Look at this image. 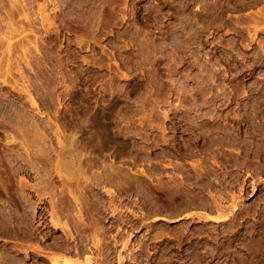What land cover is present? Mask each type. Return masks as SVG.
<instances>
[{"label": "rangeland", "instance_id": "rangeland-1", "mask_svg": "<svg viewBox=\"0 0 264 264\" xmlns=\"http://www.w3.org/2000/svg\"><path fill=\"white\" fill-rule=\"evenodd\" d=\"M263 9L0 0V249H41L9 234L44 233L74 184L101 214L95 264H264Z\"/></svg>", "mask_w": 264, "mask_h": 264}, {"label": "bare ground", "instance_id": "bare-ground-1", "mask_svg": "<svg viewBox=\"0 0 264 264\" xmlns=\"http://www.w3.org/2000/svg\"><path fill=\"white\" fill-rule=\"evenodd\" d=\"M258 12H259V10H257V13ZM258 15H259V13H258ZM254 16H252V17H254ZM260 16H262V15H260ZM263 17H264V15H263ZM251 19H253L254 22L257 21V22H255V24L259 25L258 24V22H259L258 20H255V18H251ZM260 21H263V20H260ZM254 22H252V23H254ZM254 27H256V26H254ZM73 146H74V144H73ZM75 146H76V142H75ZM79 148H81V147H79ZM60 149H61V146H60ZM77 150H79V149H77ZM62 151L64 152V150H61L60 151V156H61V153H62V156H64ZM64 154H65V152H64ZM75 154H77V153H75ZM52 155H53V153H52ZM79 155H80V153L78 154V156L76 155L77 156V159L75 158V160H74V161L77 160V162H76V166L74 165L76 167V169H75L76 171L75 170H73V171L78 172V173H83V165H84L83 163L84 162L81 161L82 159H79V157H80ZM68 156H69V154H68ZM86 158H88V157H86ZM50 160H51V158H50ZM52 162H53V160H52ZM62 162H66V161H62ZM57 163H58V161H55V165H58ZM63 166L65 167V164L62 165V167ZM71 166H72V164H71ZM105 168H106V166H105ZM109 168H110V166H109ZM115 168L118 169V167H115ZM110 170H113V169L110 168ZM110 170H107V171H110ZM88 171H90V169ZM103 171H104V169H103ZM107 171L105 169V172H107ZM115 171L117 172V170H115ZM121 171H120V173H121ZM67 172L68 171H66L65 173H67ZM116 172L113 175V173H114V170H113V173L110 172L109 174H112L110 176L114 177L115 175L116 176L118 175ZM109 174L107 175V178L105 176V178L109 182L112 183V181H114V180L117 181V182H119V178H120L121 175L119 177L117 176L118 179H116L117 178L116 177L114 180L110 181L109 178H112V177H108ZM69 175H71V174H69ZM102 176H104V174H102ZM102 176H101V178H102ZM57 178H59V177H57ZM86 178H87V176H86ZM92 178H94V177H92ZM95 178L97 179L98 177H95ZM106 179L105 180L104 179L103 180L100 179V181H106ZM77 180H78V178H77ZM98 181H99V178H98ZM64 182H66V181H64ZM95 182H96V180L94 181V183ZM99 183H102V182H99ZM70 185H69V187L74 188V190L77 188V186L76 187H73L72 186L74 184H72L71 186ZM64 186L66 188V185L65 184H64ZM95 186H97V185H95ZM103 186H104V184H103ZM65 188H61V189H59V191H57V193L60 196H57V197L56 196H53L55 193L53 195H51V196L49 195L50 196L49 199H48L49 200V204H48L49 205V211L48 212H45V224H44L45 225V232L44 233L43 232L42 233L41 232H37L36 233L37 228H34L35 229L34 230L31 227V225H30L31 228L29 227L30 229H28L27 232L24 231V233H22V234L19 235V233H16L13 230L9 234L10 236H12L14 238H17V237L20 236L25 241H27V240L29 242L34 241V243L35 242H38L39 243V247H40V244L42 245V247H44L45 250L43 249V251H45V255H43V252L41 250L42 247H41V249H39L38 247H33L35 245L28 246V245H24V244H16V245L13 244V246H8V247L7 246H3V248L0 249V264H26V262H27V260H28L29 257L33 259L32 264H93V263L95 264V261H96V258H97L96 255L97 256H100L101 255V253H100L101 250H102L101 247H103L105 245H108V244L102 243L103 241H102V238H101V232L98 231V229H97L98 228L97 227L98 226L97 225L98 224V218L96 216L99 215V214L94 215L93 213H91V212L89 213V211L85 210L86 207L89 205L88 202H87L88 196H86V194L89 193L90 191H91V193H93L92 192L93 189L92 190L91 189L90 190H87V188L86 189L84 188L83 191H78V194L77 193L75 194L74 193V190H72L73 193L70 191L72 188H70V190H69V188H67V191L68 192L65 191ZM109 188H111V187L109 186ZM115 188H117V187H115ZM138 188H141V187H138ZM65 192L70 196V198L67 199V197H65ZM110 192H109V194H110ZM109 196H112V195L110 194ZM25 200H27V197H26ZM28 200H29V198H28ZM34 204H36V203H34ZM31 209L34 210V205H33V208L31 207ZM34 212H35V210H34ZM40 215H42V213ZM42 217H43V215H42ZM42 217H40V218H42ZM101 218H103V217H101ZM34 219L35 218H33V221H34ZM39 222H41V221H39ZM41 224H42V222H41ZM38 225H40V224L37 223V227H38ZM99 227L102 228V226H99ZM102 230L104 231V229H102ZM58 231H61V233L59 234ZM102 233H104V232H102ZM44 240H45V243H44ZM123 244L125 245V243H123ZM113 251H114V249H113ZM118 252L121 253L120 251H118ZM107 253H109V252H107ZM19 255H22V258H16ZM103 255H106V254H103ZM109 256H111V255H109ZM105 257H107V256H105ZM80 258L83 259V262L82 263L79 262V259ZM98 258H97V260H98ZM107 258H109V257H107ZM122 262L123 261L121 260V258H118L117 259V264H122ZM102 263L103 262H101V264ZM112 263H114V262H112ZM112 263H109V264H112Z\"/></svg>", "mask_w": 264, "mask_h": 264}]
</instances>
